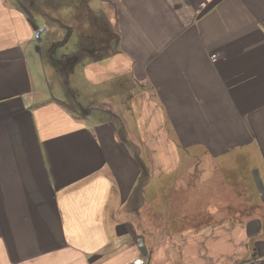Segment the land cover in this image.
<instances>
[{"label":"crops","instance_id":"obj_1","mask_svg":"<svg viewBox=\"0 0 264 264\" xmlns=\"http://www.w3.org/2000/svg\"><path fill=\"white\" fill-rule=\"evenodd\" d=\"M139 258L264 264V0H0V264Z\"/></svg>","mask_w":264,"mask_h":264},{"label":"rangeland","instance_id":"obj_2","mask_svg":"<svg viewBox=\"0 0 264 264\" xmlns=\"http://www.w3.org/2000/svg\"><path fill=\"white\" fill-rule=\"evenodd\" d=\"M53 6H54V2H51V1H48V7H49V9H50V11L51 10H53ZM63 10V9H62ZM51 15V14H50ZM48 18H52L51 19V21H47V23H48V25H49V27H50V33H51V31H52V35L53 36H56V35H59V37H61L62 39V41H60L59 43L58 42H54V43H58V45H59V47H60V45H63V43H64V41H65V39H66V33H65V24H54L53 23V20L54 21H56L55 19H53V18H55V15H51V17L49 16ZM47 31V30H46ZM45 31V32H46ZM63 36H65V37H63ZM75 40H73V41H71V43H69L67 46L69 47V48H71V46H73V45H71L73 42H74ZM54 43H51L52 45H50V48H48V52H46V65H45V67H44V69L42 68L41 69V73H42V76H43V78L46 80V78L48 79V80H50V85H49V89L50 88H52V89H54L55 87L52 85L53 83H55V85H57L58 83L57 82H59L58 81V79L62 82V83H64V84H66L67 82H65V80L63 79V80H61L62 79V77L60 78V75L58 76V74H56V70H55V67H54V64L52 63V61H54V58L56 57V56H58V55H55V53H58V48H56V47H54L55 46V44ZM54 44V45H53ZM72 50H74L73 48H72ZM56 59V58H55ZM61 60H58V62H60ZM62 62H63V65H62V68L64 67H66L68 64L67 63H64V60H62ZM57 78V79H56ZM78 114H79V116L80 115H82V114H80L79 112H78ZM236 162H237V160H236V158H233L229 163H233V164H236Z\"/></svg>","mask_w":264,"mask_h":264},{"label":"trees","instance_id":"obj_3","mask_svg":"<svg viewBox=\"0 0 264 264\" xmlns=\"http://www.w3.org/2000/svg\"><path fill=\"white\" fill-rule=\"evenodd\" d=\"M34 10H40V8L38 7V6H34ZM87 10H88V8H87ZM53 19H55L56 21H54V22H57V23H59V21H57L58 19L55 17V18H53ZM61 23V22H60ZM55 24V23H54ZM61 24H63V23H61ZM111 39H113V41H114V43L113 44H111L110 45V48H108V49H110L111 51L113 50V51H115V49H116V44L118 43L117 41H118V35L116 34V33H113V34H111ZM54 47H56V48H58L59 47V45H58V43L57 44H55V46ZM109 47V46H108ZM52 63L54 64V67H55V70H56V74H58V76L60 75V78L62 77V65H63V62L61 61V62H58V60L57 59H55L54 58V61H52ZM66 78V77H65ZM67 80H65V82H66Z\"/></svg>","mask_w":264,"mask_h":264},{"label":"built area","instance_id":"obj_4","mask_svg":"<svg viewBox=\"0 0 264 264\" xmlns=\"http://www.w3.org/2000/svg\"><path fill=\"white\" fill-rule=\"evenodd\" d=\"M45 28H40L37 32H36V39H40L42 37V35L45 33ZM140 248H142L144 246V244L141 242L139 243ZM131 264H148L147 259L146 258H139L134 260ZM245 264H250V263H245Z\"/></svg>","mask_w":264,"mask_h":264}]
</instances>
